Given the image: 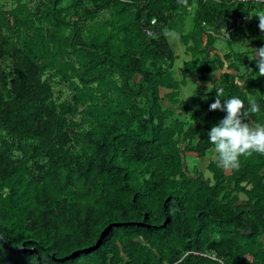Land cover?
I'll return each mask as SVG.
<instances>
[{"label":"trees","instance_id":"16d2710c","mask_svg":"<svg viewBox=\"0 0 264 264\" xmlns=\"http://www.w3.org/2000/svg\"><path fill=\"white\" fill-rule=\"evenodd\" d=\"M254 6L0 0V264H264V154L225 170L208 136L219 88L264 123Z\"/></svg>","mask_w":264,"mask_h":264},{"label":"clouds","instance_id":"9594fccd","mask_svg":"<svg viewBox=\"0 0 264 264\" xmlns=\"http://www.w3.org/2000/svg\"><path fill=\"white\" fill-rule=\"evenodd\" d=\"M177 2L188 7V0H177ZM254 17L258 18V27L264 32V9H257ZM251 50L252 54L249 58L256 60L259 69L257 74L259 77H264V47ZM215 90L217 96L215 102L210 105V111H224L226 116L209 131V143L213 145L220 167L225 170L238 169L241 156H252L253 153L264 154V123L246 122L249 116L261 113V105L254 98L245 103L238 96L223 99L222 104L224 89Z\"/></svg>","mask_w":264,"mask_h":264},{"label":"rangeland","instance_id":"374dc122","mask_svg":"<svg viewBox=\"0 0 264 264\" xmlns=\"http://www.w3.org/2000/svg\"><path fill=\"white\" fill-rule=\"evenodd\" d=\"M191 3H195V1H191ZM257 5V4H256ZM256 6H254L253 10H255ZM257 9V8H256ZM189 13L187 15H185L183 21H182V25H181V29L179 32H170L169 31V39H170V44L173 48V50L176 52L177 54V59L175 61V72H179V68L183 65V62L187 59V55L184 53V49H185V45L184 43L181 41V37L180 35L188 32L189 30H191V26L192 24H196V21L192 18L194 17V10H193V4H191L188 7ZM248 25L249 22H244L243 27H246L245 31L247 32V34H250V31L248 32ZM223 26L220 28V32H224L223 31ZM253 29V28H251ZM235 29L230 30V34H231V38L227 41V40H223L220 38H214L213 43L210 45L216 52L220 51V52H225L227 50L228 47H232V49L236 50V45H239L237 41L238 36H236ZM252 32V35L250 37L251 41L254 42H258L259 47H264V32H261L259 28H254ZM234 50V51H235ZM203 54L201 52H198V54L196 55L197 57H201V55ZM215 55V54H214ZM187 161H197L195 158H193L192 156H188ZM199 162L201 163V165L199 166L201 170H204V166L206 164V158H202L199 160Z\"/></svg>","mask_w":264,"mask_h":264},{"label":"water","instance_id":"95a60500","mask_svg":"<svg viewBox=\"0 0 264 264\" xmlns=\"http://www.w3.org/2000/svg\"><path fill=\"white\" fill-rule=\"evenodd\" d=\"M123 1H129V0H123ZM234 12L231 11L228 16L221 18L218 21V26L222 25L224 27L225 31H230L232 29H235L237 27L239 18L234 17Z\"/></svg>","mask_w":264,"mask_h":264},{"label":"built area","instance_id":"2783aa9c","mask_svg":"<svg viewBox=\"0 0 264 264\" xmlns=\"http://www.w3.org/2000/svg\"><path fill=\"white\" fill-rule=\"evenodd\" d=\"M23 1H25V0H23ZM26 1H30L32 3H37V2H42V1H45V0H26ZM203 1L221 2V0H203ZM236 1H241V2H244V3H248V4H253V5H256V4H259V3L264 4V0H236ZM151 22H154V19H152ZM224 36L226 38L229 37L228 33H225Z\"/></svg>","mask_w":264,"mask_h":264},{"label":"crops","instance_id":"0c3cea01","mask_svg":"<svg viewBox=\"0 0 264 264\" xmlns=\"http://www.w3.org/2000/svg\"><path fill=\"white\" fill-rule=\"evenodd\" d=\"M256 8H257V5H256ZM256 8H255V10H253L252 15H254V14L256 13V10H257V9H259V8H257V9H256ZM244 20H245V19H244ZM248 21H249L250 23H252L251 21H254V20H251V21H250V20H247V22H248ZM258 22H259V20H258ZM254 28H255V27H254ZM254 28H253V29H254ZM257 48H260V47H256V46H254V49H257ZM209 51H212V50H209Z\"/></svg>","mask_w":264,"mask_h":264}]
</instances>
